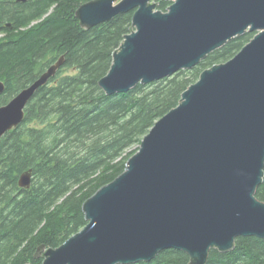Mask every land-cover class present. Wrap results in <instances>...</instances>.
Wrapping results in <instances>:
<instances>
[{"label": "water", "instance_id": "1", "mask_svg": "<svg viewBox=\"0 0 264 264\" xmlns=\"http://www.w3.org/2000/svg\"><path fill=\"white\" fill-rule=\"evenodd\" d=\"M91 0L76 17L85 29L134 10L133 30L99 85L127 92L198 66L235 37L255 36L234 57L206 68L161 117L115 180L83 205L87 225L42 264H135L169 248L207 264L240 236L264 238V0ZM61 56L0 106V139L22 123L35 93L64 65ZM0 81V95L5 91ZM20 186L29 188L32 171ZM28 264V263H27Z\"/></svg>", "mask_w": 264, "mask_h": 264}, {"label": "trees", "instance_id": "2", "mask_svg": "<svg viewBox=\"0 0 264 264\" xmlns=\"http://www.w3.org/2000/svg\"><path fill=\"white\" fill-rule=\"evenodd\" d=\"M88 1L0 0V81L6 85L0 106L65 56L22 123L0 139V264H42L41 245L57 248L84 228V202L122 174L139 147L128 150L180 103L203 70L234 57L256 34L235 37L191 70L107 94L99 81L133 30L134 10L85 29L76 10ZM157 3L162 11L171 5ZM29 170L32 183L23 188L20 177ZM257 197L264 202V181ZM190 261L188 253L169 248L135 264ZM207 264H264V238L240 236L228 252L213 248Z\"/></svg>", "mask_w": 264, "mask_h": 264}, {"label": "flooded vegetation", "instance_id": "3", "mask_svg": "<svg viewBox=\"0 0 264 264\" xmlns=\"http://www.w3.org/2000/svg\"><path fill=\"white\" fill-rule=\"evenodd\" d=\"M15 1L23 2V1H26V0H15ZM34 22H35V21H33V22L31 23V25L34 24ZM6 28H7V29H13V25H12V23H11V22H8V24H6ZM44 72H45V71H44ZM42 73H43V72H42ZM42 73H41V74H42ZM41 74H40V75H41Z\"/></svg>", "mask_w": 264, "mask_h": 264}, {"label": "rangeland", "instance_id": "4", "mask_svg": "<svg viewBox=\"0 0 264 264\" xmlns=\"http://www.w3.org/2000/svg\"><path fill=\"white\" fill-rule=\"evenodd\" d=\"M157 1V0H156ZM171 3H172V1H171ZM248 32V31H247ZM245 34V33H244ZM243 34V35H244ZM251 41V40H250ZM145 137V136H144ZM143 140V139H142ZM141 144V143H140ZM140 144H135L132 148H130L129 150H128V152H130V151H132V150H136L139 146H140ZM138 150V149H137Z\"/></svg>", "mask_w": 264, "mask_h": 264}, {"label": "bare ground", "instance_id": "5", "mask_svg": "<svg viewBox=\"0 0 264 264\" xmlns=\"http://www.w3.org/2000/svg\"><path fill=\"white\" fill-rule=\"evenodd\" d=\"M171 4H172V3H171ZM167 9H168V8H167ZM29 103H30V102H29ZM27 106H28V105H27ZM26 108H27V107H26ZM25 110H26V109H25ZM138 149H139V148H138ZM92 196H93V195H92ZM92 196H91V197H92ZM88 199H89V198H88ZM84 203H85V202H84ZM83 205H84V204H83ZM86 225H87V224H86ZM86 225H85V226H86ZM85 226H84V227H85ZM82 229H83V228H82ZM82 229H81V230H82ZM81 230H80V231H81ZM77 233H78V232H77ZM74 235H75V234H74ZM71 237H72V236H71Z\"/></svg>", "mask_w": 264, "mask_h": 264}]
</instances>
